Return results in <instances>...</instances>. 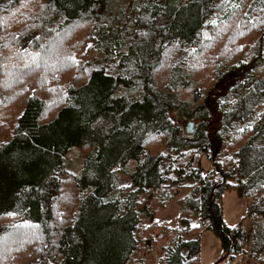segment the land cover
Wrapping results in <instances>:
<instances>
[{"label":"trees","instance_id":"16d2710c","mask_svg":"<svg viewBox=\"0 0 264 264\" xmlns=\"http://www.w3.org/2000/svg\"><path fill=\"white\" fill-rule=\"evenodd\" d=\"M182 188L199 222L157 264H199L204 229L264 264V0L0 3V264H144Z\"/></svg>","mask_w":264,"mask_h":264},{"label":"rangeland","instance_id":"374dc122","mask_svg":"<svg viewBox=\"0 0 264 264\" xmlns=\"http://www.w3.org/2000/svg\"><path fill=\"white\" fill-rule=\"evenodd\" d=\"M7 0H0V3H5ZM81 154L79 148H71L64 156V166L68 171L78 173L81 166ZM202 171L207 172L211 169V165L206 156L201 159ZM121 185H129L130 182L126 177L117 173ZM174 189V188H173ZM172 189V191H173ZM189 188H182L173 195L164 208L157 210L156 221L159 225L167 226V234L161 226L156 228L152 238L155 240L150 248H141L137 259L141 260L144 264H157L163 254V247L170 243V241L177 235V231L182 227L181 220L183 217H188L192 224H198L199 219L194 217L192 210H185L178 202L179 197H183L188 192ZM245 201L239 197L238 192L235 190L225 191L222 196L223 217L229 226H234L242 220L243 227H247L249 219L245 216ZM247 230H251L250 226ZM200 264H218L223 263L226 259L223 256L219 239L211 229H204L200 233ZM142 247V246H141Z\"/></svg>","mask_w":264,"mask_h":264},{"label":"crops","instance_id":"0c3cea01","mask_svg":"<svg viewBox=\"0 0 264 264\" xmlns=\"http://www.w3.org/2000/svg\"><path fill=\"white\" fill-rule=\"evenodd\" d=\"M245 204H246V202H245ZM245 212H246V205H245ZM250 223H251V229H252V221L249 219L247 227L250 226ZM247 227H244V229L246 231V234L249 236L251 230H247L248 229ZM236 259L239 260L237 263L235 262L236 260H232L233 263H235V264H247L248 263V262L245 261L244 258H242V256L240 258H236Z\"/></svg>","mask_w":264,"mask_h":264},{"label":"built area","instance_id":"2783aa9c","mask_svg":"<svg viewBox=\"0 0 264 264\" xmlns=\"http://www.w3.org/2000/svg\"><path fill=\"white\" fill-rule=\"evenodd\" d=\"M224 264H234L232 260L228 259L224 262Z\"/></svg>","mask_w":264,"mask_h":264}]
</instances>
